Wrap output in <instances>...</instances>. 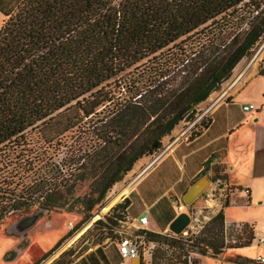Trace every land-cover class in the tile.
Wrapping results in <instances>:
<instances>
[{"label":"trees","instance_id":"16d2710c","mask_svg":"<svg viewBox=\"0 0 264 264\" xmlns=\"http://www.w3.org/2000/svg\"><path fill=\"white\" fill-rule=\"evenodd\" d=\"M0 15V219L32 208L91 217L264 38V0H0ZM209 123L202 117L188 138ZM34 128L40 158L22 152ZM127 206L124 198L93 222V244L108 237L120 259L113 230ZM137 233L153 246L150 264L215 258L253 239L252 224L226 227L222 209L196 235Z\"/></svg>","mask_w":264,"mask_h":264},{"label":"crops","instance_id":"0c3cea01","mask_svg":"<svg viewBox=\"0 0 264 264\" xmlns=\"http://www.w3.org/2000/svg\"><path fill=\"white\" fill-rule=\"evenodd\" d=\"M246 74L242 76L240 84L235 80L227 83L218 99L210 104L206 111L210 123L206 128H203L198 135L191 138L182 137L166 147L121 195L118 202L124 198L128 201L126 207L128 220L114 228L113 232L117 237L132 233L139 228L155 233L167 232V225L178 213L186 212L189 215L192 211V205H185L182 200L187 188L205 169L207 170L205 176L209 179L212 167L217 164L224 166L221 172L228 185L234 189V194L229 197L227 205L234 204L237 195L239 203L242 204L244 197L246 201H250L253 193L264 190V109H262L264 81L260 75L246 79ZM254 82L258 87L256 97L252 101L248 96ZM236 103L241 106L252 104L255 107L250 111L241 109L246 118L251 115L248 124H244L242 118L230 119V109ZM242 176L245 177L244 180L240 179ZM241 194L243 197L240 196ZM135 201L138 203L139 211L133 215L130 210ZM224 207L221 208L222 212ZM218 210L219 208H214L207 212L208 217L213 216ZM145 211L148 214L147 223L140 225L138 217ZM189 216L191 218V215ZM223 221L225 226L235 223L228 222L224 214ZM46 222L51 225L49 219ZM65 226L51 243L52 246L71 228L67 222ZM25 248L19 250L15 248L16 250L13 251L15 255L5 262L15 259ZM239 249L231 251L234 255L245 258L243 254L246 253L241 254ZM258 256L264 258L260 252L252 257L255 259ZM34 260L35 257L28 264ZM141 261L143 264L142 258ZM68 264H130V261L120 259L113 241L107 238L81 251Z\"/></svg>","mask_w":264,"mask_h":264},{"label":"rangeland","instance_id":"374dc122","mask_svg":"<svg viewBox=\"0 0 264 264\" xmlns=\"http://www.w3.org/2000/svg\"><path fill=\"white\" fill-rule=\"evenodd\" d=\"M1 20L2 16L0 15V25ZM259 70L264 71V38L256 43L251 52L238 61L230 76L220 84L219 88L216 91H213L205 101L197 106L194 119L192 121L179 122L173 128L170 134L162 139V146L158 151L151 155L142 157L139 161H137L132 166V169L126 175H124V177L119 182L115 183L110 188L103 199L102 205L100 207H95L91 211V217L88 219L81 222L80 216L73 211H61L59 213L50 212L48 215L39 216L36 222L30 227L31 229L29 228L30 231L27 234H25V232L21 234L18 231L22 228H19L18 226L22 222L19 224L18 222L30 215L37 216L36 211H32V208L27 214L16 212L4 215L3 218L0 219V264H28V262H30L34 257V261H38L37 264H62L72 260L81 251L91 246L99 232L98 228L94 227L93 222L98 219L106 221L105 216H107L109 209L118 203L121 195L129 189V187L136 181L139 174L152 163V160L156 156L160 155L166 147H169L172 143L182 137H188L191 132H194L198 129L199 121L202 117L206 116V111L210 104L218 99L227 83L235 80L236 83L239 82L240 84L243 75L247 73L246 79H248L252 76L258 75ZM260 76H262L264 81V75ZM253 84V87L249 89L250 94L248 96V98L252 101H254V97H256V88L258 87L256 82ZM262 109H264V106H262ZM250 117L251 115H249L247 118L243 115L241 111V105L239 103H236L230 109L231 120L242 118L243 123L248 124ZM36 131L37 128L32 130L28 129V132L25 136L31 139V143L26 144V150L22 152L25 155L30 153H33L34 155L37 152V155H39L38 158H40V153L43 151V143L37 139V134L35 133ZM219 167L222 170L224 169L223 165H219ZM221 171L219 173L217 172L216 176L214 177L223 179L227 183ZM214 174L215 172L212 171V174L209 175L210 182L214 179ZM240 179L244 180L245 177L242 176ZM209 188H211L210 183L204 186L201 194L191 202L190 205H192L193 208L189 215H191L192 221H190V224L185 228L184 232L181 233L182 235H186L187 232L191 234L192 231L197 228V226H203L209 219L207 212H209L211 209L206 207V205L212 206V202L207 198ZM80 191H82V189L78 190L77 192ZM253 194L254 195L251 197L250 201H246V198L244 197V203L242 204L239 203L240 200L238 195L237 197L235 195V203L230 205L228 204L223 208V214L228 222L252 224L253 239L251 240L250 245L238 250L241 251V254L246 253L243 254L245 255V258L234 255L231 250H225L222 254L215 258L209 257L207 255L200 257L195 252H189L191 259L197 257L199 259L198 264H258L252 256L258 254L259 252L264 256V244H257V238L261 235H264V190L262 192H255ZM240 196L243 197L242 194ZM138 211L139 206L135 201L130 213L134 215L137 214ZM121 215L123 214L121 213ZM48 219L51 224L50 226L46 222ZM66 222L71 226V228L68 230L72 229L73 231L65 239L60 241L56 247H54L56 243L52 246L51 243L59 235L62 228L64 229ZM103 233H105V231H103ZM232 235L228 236L229 241H232ZM24 236L28 238V241H26V239L24 240ZM109 237H112L113 239L115 238L112 232H110ZM14 246L17 248V250L22 247L25 249H23L22 253H20L15 259L5 262L6 258H10L15 255V252L13 251L16 249L12 248ZM9 248L12 249L8 250ZM144 248V251L141 250L143 264H150L149 252L153 246L149 250L147 247ZM45 249H52V251L47 256L39 260V258L45 253H41V251Z\"/></svg>","mask_w":264,"mask_h":264},{"label":"built area","instance_id":"2783aa9c","mask_svg":"<svg viewBox=\"0 0 264 264\" xmlns=\"http://www.w3.org/2000/svg\"><path fill=\"white\" fill-rule=\"evenodd\" d=\"M241 109L242 111H250L254 110L255 107L252 104H247L242 105ZM209 183L211 185V188H209L207 198L212 202V206L206 205V207L210 208L211 210L214 208H219L220 210L224 206V204L228 202L229 197L234 194V189L231 188L223 179H220L218 177H214V179L211 182L209 181ZM147 215V211H145L138 217V223L140 225H145L147 223ZM191 219L192 218H190V221H192ZM201 227L202 226H197V228L192 231L191 234H197ZM139 229H136L132 233L119 236L117 248L120 256L123 259H130L132 257L138 256V252L141 250L144 251V247H147L148 250L152 247V244L150 243L148 245L144 244L143 235L141 233H137V230ZM259 243L264 244V235H261L257 238V244ZM190 258V254H187V256H185L187 264H189ZM254 260L260 264L264 262V258L261 256L256 257Z\"/></svg>","mask_w":264,"mask_h":264},{"label":"water","instance_id":"95a60500","mask_svg":"<svg viewBox=\"0 0 264 264\" xmlns=\"http://www.w3.org/2000/svg\"><path fill=\"white\" fill-rule=\"evenodd\" d=\"M207 170L205 169L203 172L200 173L199 177L195 179V181L187 188L186 192L183 195V203L185 205H190L191 202L198 197L201 192L203 191V187L209 184V179L205 174ZM39 218V216H28L24 219H21L19 228V233L26 232ZM190 223V216L186 212L178 213L167 225V229L174 235H178L184 232L185 228L188 227ZM130 264H141V259L139 256H135L129 259Z\"/></svg>","mask_w":264,"mask_h":264},{"label":"flooded vegetation","instance_id":"af4514ba","mask_svg":"<svg viewBox=\"0 0 264 264\" xmlns=\"http://www.w3.org/2000/svg\"><path fill=\"white\" fill-rule=\"evenodd\" d=\"M25 239H26V241H28V240H27L28 238H26V236H24V240H25Z\"/></svg>","mask_w":264,"mask_h":264}]
</instances>
